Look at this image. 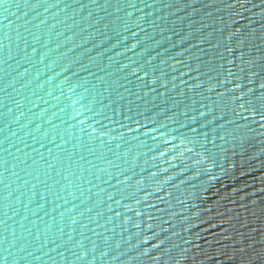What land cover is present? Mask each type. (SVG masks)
<instances>
[{"label": "water", "instance_id": "95a60500", "mask_svg": "<svg viewBox=\"0 0 264 264\" xmlns=\"http://www.w3.org/2000/svg\"><path fill=\"white\" fill-rule=\"evenodd\" d=\"M0 264H264V0H0Z\"/></svg>", "mask_w": 264, "mask_h": 264}]
</instances>
